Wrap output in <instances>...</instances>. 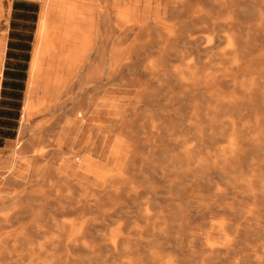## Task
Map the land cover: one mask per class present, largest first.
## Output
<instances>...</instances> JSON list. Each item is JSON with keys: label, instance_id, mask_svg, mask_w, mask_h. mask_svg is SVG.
I'll return each mask as SVG.
<instances>
[{"label": "bare ground", "instance_id": "6f19581e", "mask_svg": "<svg viewBox=\"0 0 264 264\" xmlns=\"http://www.w3.org/2000/svg\"><path fill=\"white\" fill-rule=\"evenodd\" d=\"M36 1L41 7L16 144L0 162V173L18 188L0 189V228L24 213L38 222L73 212L60 223L56 264H264V82L235 80L239 85L226 92V71L206 70L215 59L231 61L242 75L250 65L263 68L264 52H251L264 43V20L243 26V0H119L120 41L107 0ZM174 42L183 48L168 52L166 43L174 49ZM4 48L0 37V79ZM134 50L145 58L155 54L129 67ZM170 56L191 60L180 67ZM203 56L208 61L196 65ZM127 89L132 99L118 101ZM104 104L117 118L121 112L120 126L113 116L109 124L91 118ZM88 120L94 121L88 146L116 130L131 141L128 154L120 157L123 144L114 142L105 164L79 170L86 159L65 135ZM195 189L208 193L187 199ZM194 205L205 226L194 234L196 248L160 253L163 235L186 249L184 225ZM39 247L29 236L8 237L0 264L26 258L36 264ZM80 249L88 254H77Z\"/></svg>", "mask_w": 264, "mask_h": 264}, {"label": "rangeland", "instance_id": "374dc122", "mask_svg": "<svg viewBox=\"0 0 264 264\" xmlns=\"http://www.w3.org/2000/svg\"><path fill=\"white\" fill-rule=\"evenodd\" d=\"M11 0H0V5L2 8V11L0 13V34L1 36H5L6 34V26H7V16H8V9L7 5ZM36 1V0H35ZM38 6L41 7V2L36 1ZM108 7L111 12L114 14L113 21V29L117 31V35L119 36L120 32L123 30L124 26L120 24V18L118 14L116 13V7L114 6L115 3H119V0H107ZM103 5V4H102ZM242 8H247L248 12L244 15H241L243 17V26H252L256 23H261L264 20V1L262 0H243V3L241 4ZM37 22H38V14L34 16L33 23L29 24H22L18 23L16 27L19 26V31H16V33L12 34V38H14V41L12 43V47H20L23 49V51H16L12 50L10 51V57L13 59L7 61L5 64V67L3 69V78H2V88H1V98H0V161H5L6 157L10 155L13 148L16 144V136H17V128L19 125V117H20V111L22 107V101L25 95L26 91V85H27V78L29 74V64L30 59L32 56V50L35 44V35L37 30ZM15 27V25L13 24ZM229 28V27H227ZM166 29V28H164ZM223 31V30H221ZM229 34H232L233 30H225ZM225 31L221 32L222 34L225 33ZM23 32V33H22ZM25 32V33H24ZM244 35H246L245 32H243ZM249 35V33H247ZM6 37V36H5ZM4 38V37H3ZM16 38V39H15ZM120 41L125 40V36L121 35L119 36ZM6 39V38H5ZM21 40H26V42H22ZM255 42L254 39H252V42ZM174 49H170L167 46L166 43V49L168 52L173 53L176 50H180L183 48V43L174 42ZM264 52V43L257 42L256 48L251 52V55L253 57H257L258 54ZM137 50L133 51L131 53V58L127 60V63L129 67L134 66L138 63H141L143 60L152 59L154 57L155 51L149 52V57L145 58L143 56H138ZM192 57V60H191ZM190 58H186L184 61L180 60L178 56H170L168 57V62L172 63L173 65H177L180 67L182 66L183 62H186L188 60L193 61L194 56L191 55ZM229 57V56H228ZM204 61H208L206 57H201L200 61L197 62L196 65L201 66V64ZM259 59L249 61L247 64H255L257 63ZM213 67L206 69L207 71H214L218 70L219 67H221V70H225L227 73L226 79L227 81L224 82L223 90L226 92H231L234 88L233 85L237 86L236 81H240L243 78H246L248 80H254L258 81L260 83L264 82V67H253V65H250V70L245 71L246 75L237 74L235 72V69H233L234 64H231V61L227 59H215L213 62ZM217 68V69H216ZM220 69L217 71L219 72ZM131 72H137V69H131ZM237 74V75H236ZM236 80V81H235ZM264 84V83H263ZM239 85V84H238ZM129 90L126 93H118L119 96H122V98H126V101H130L133 96L132 89ZM121 99V98H120ZM118 98V100H120ZM117 102V101H115ZM261 104V100H259ZM119 103V102H118ZM264 109V106H263ZM120 114V115H119ZM119 116L113 114L112 116L116 118V126H120V121L122 119V114L119 112ZM227 115L222 116V118H226ZM78 125L73 126V130L71 128L67 130L66 132V143L70 140L72 135L75 133L74 130L77 128ZM109 134L113 137H111V140L114 139V142L120 144H123V151L125 149V152L120 155V157L123 156V154H128V150H130L131 141L130 140H123L119 139V137L116 134V130H109ZM52 135V134H51ZM177 137V136H176ZM180 137V136H178ZM225 141V140H224ZM168 143V142H167ZM219 144L222 143V141L218 142ZM114 144V143H113ZM130 144V145H129ZM30 149V148H28ZM53 149H50V152H52ZM260 155L253 156L250 159L254 158H260ZM126 156V155H124ZM118 167V166H117ZM0 186L2 190H17V185H12L8 182L7 176L5 174L0 173ZM23 181V179L19 180ZM212 190H215L214 188ZM212 190L210 191V194L212 193ZM3 193V191H2ZM0 193V194H2ZM5 193V192H4ZM207 191L205 189H195L187 196V199H195L197 197H204L207 195ZM49 198H53V195H50ZM38 206V205H37ZM36 203L33 205L34 210L33 212H38L39 209L37 208ZM195 206V205H194ZM192 206L190 209H195L196 206ZM50 208L48 210L54 209ZM185 209V207H183ZM189 211V210H188ZM201 211L198 209H195L194 211V217L190 218L184 225V233L185 236L188 235V238L185 241V250L179 249V244H173L171 242V237L168 235H163L159 237L158 241L160 242V245L162 244L160 253H174V254H180L185 253L186 251L188 253L191 252V249L196 248V244L192 241L194 240L195 236L194 234H198V232H201L202 229L205 228V226H201L200 221L197 219V216L199 215ZM74 214L73 212H60V213H54L53 216L47 217L45 219H40L38 222H35L33 220V215H28L27 213L20 214L18 218H12L11 220L4 223V225L0 228V247L4 246L5 240L8 237H22V235L29 236L34 240V244H40V247L38 250H36V264H56V260L53 257V254H62V251L59 249L60 243L59 240H61L64 236L59 233L60 230V223L63 221H66L70 217H72ZM32 235H28L29 231L32 232ZM25 231L24 234H18L17 236H11L10 234L13 231H16L19 233V231ZM167 237L169 238L168 242H166ZM179 237V236H178ZM154 238V237H153ZM155 244L151 245V248L154 249ZM77 254H88L84 249H80L79 251H76ZM20 257V255H16L14 257L15 260H17ZM106 257V256H105ZM22 264H27L29 262V259H23L21 260ZM1 263V262H0ZM100 264V263H97Z\"/></svg>", "mask_w": 264, "mask_h": 264}, {"label": "crops", "instance_id": "0c3cea01", "mask_svg": "<svg viewBox=\"0 0 264 264\" xmlns=\"http://www.w3.org/2000/svg\"><path fill=\"white\" fill-rule=\"evenodd\" d=\"M7 9H8L7 26L5 27L6 37L1 36L0 34V37L6 38L4 56H3L2 74H1V79H0V98H1L3 69L7 61L13 59L12 57H10V51L12 50L23 51V49L18 46L17 47L11 46L14 41V38H12L11 35L16 33V31H19L20 29L19 26L16 27L18 23H22V24L23 23L24 24L33 23V18L37 14H38V20H39V11H40V7L38 6L35 0H11L7 5ZM13 24L15 25V27L13 26ZM21 41L26 42V40H21ZM119 97L122 98V96L118 95V98ZM115 110L116 109L114 107L106 106L105 104L99 105L92 109L91 113L93 114V116L91 118L96 119V121H98V123L100 124H109L108 120L109 118L112 117L113 114H115L114 113ZM93 125H94V121L92 120L83 122L80 126L75 128L74 130L75 133L72 135L70 140L67 142L73 147L74 150L81 151L83 155L82 157L86 159V163H83L80 166H78V169L81 170L82 172L86 168L89 167V164L91 162H96L98 164H105L107 161L109 152L114 143V139L111 140V135L109 134L110 132L108 131L105 134H99L96 137L93 144L91 146H88V139H89L91 130L93 128ZM73 129L74 128L71 127V130ZM85 149L86 151H84ZM0 189H1V186H0Z\"/></svg>", "mask_w": 264, "mask_h": 264}]
</instances>
